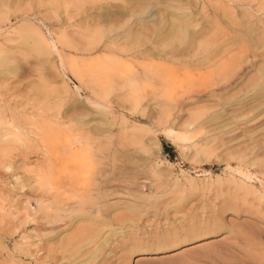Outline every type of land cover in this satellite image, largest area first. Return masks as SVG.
Masks as SVG:
<instances>
[{"label":"rangeland","instance_id":"374dc122","mask_svg":"<svg viewBox=\"0 0 264 264\" xmlns=\"http://www.w3.org/2000/svg\"><path fill=\"white\" fill-rule=\"evenodd\" d=\"M0 137V264L264 258V0H0Z\"/></svg>","mask_w":264,"mask_h":264},{"label":"bare ground","instance_id":"6f19581e","mask_svg":"<svg viewBox=\"0 0 264 264\" xmlns=\"http://www.w3.org/2000/svg\"><path fill=\"white\" fill-rule=\"evenodd\" d=\"M230 86V85H229ZM65 92V91H64ZM99 107V106H98ZM107 107V106H106ZM104 108H105V106H104ZM108 108V107H107ZM102 112V114H104V115H106V116H108V112H103V111H101ZM168 119V118H167ZM168 120H170V119H168ZM173 120V119H172ZM171 122V121H170ZM173 123V122H172ZM171 123V124H172ZM174 124V123H173ZM3 128V127H2ZM71 129V128H70ZM80 129V128H79ZM95 129V128H94ZM78 130V129H77ZM111 130V129H110ZM67 131V130H66ZM90 131V130H89ZM94 131V130H93ZM98 131V130H97ZM70 131H68V133H69ZM96 132V131H95ZM94 132V133H95ZM105 132H106V130H105ZM71 133V132H70ZM99 133V132H98ZM98 133H97V135H98ZM108 133V132H107ZM106 133V134H107ZM92 134V133H91ZM96 134V133H95ZM109 134V133H108ZM11 135V134H10ZM17 135V134H16ZM24 135H26L25 133H24ZM85 135H87V134H85ZM27 136V135H26ZM95 136V135H94ZM100 136V135H99ZM19 137H22L21 135L19 136ZM104 137V136H103ZM1 138V137H0ZM109 138V137H108ZM70 139V138H69ZM81 139V143H86V145H87V150L88 151H91V152H93V150H92V141H91V138L88 136H86V137H84V135H82V137L80 138ZM97 139V138H96ZM110 139V138H109ZM79 140V139H78ZM111 140V139H110ZM3 140H0V145H2V146H5V142L3 141ZM25 142H27V141H25ZM37 142V141H36ZM27 144V143H26ZM36 145V144H35ZM97 146V145H96ZM26 148H28L27 146H26ZM36 148V147H35ZM70 148V147H69ZM68 149V148H67ZM120 149V148H119ZM72 150V149H71ZM100 151V150H99ZM120 151V150H119ZM69 152H71L70 150H69ZM101 152V151H100ZM66 153H67V151H66ZM94 153H96V152H94ZM99 153V152H98ZM98 153H96L97 155H98ZM100 154V153H99ZM104 154V153H103ZM103 154H101L102 156L101 157H103ZM93 155H95V154H93ZM91 156V155H90ZM95 157H97V156H95ZM100 156H99V158H101ZM113 157H115V156H113ZM104 158V157H103ZM107 158V157H106ZM102 159V158H101ZM110 159V158H109ZM109 159H107V160H109ZM104 160H105V158H104ZM104 160L102 159V162H104ZM114 160V159H113ZM96 161V160H95ZM99 161H100V159H99ZM111 161H112V159H111ZM98 162V161H97ZM109 162H110V160H109ZM115 162V161H114ZM93 163V170H94V175L96 174V173H106V169H104V167L103 166H100V164L101 163H97V164H94V162H92ZM108 163V162H107ZM97 165V166H96ZM105 165H107V164H105ZM110 168H111V166H110ZM113 168H114V166H113ZM122 169H124V167L122 168ZM67 171H70V170H66V173H65V176L64 175H62L61 174V176H64L63 178H64V180H63V178L61 179V178H58V176H53L54 174H51V173H49V174H51V175H49L48 173V177H46L45 178V176H44V178H45V183L47 184V186H48V188L50 187V189H52V186L53 187H55L56 185H58L59 183V185L58 186H60L62 183L63 184H65L66 183V185H67V187H66V189H68V190H66V191H69V192H67L68 194H70V192H71V190L70 189H73V187L74 186H76L77 184H76V176L75 175H72L73 173H70V172H67ZM111 170H109V172H110ZM121 173L122 172H124V171H120ZM119 172V173H120ZM112 173H113V171H112ZM118 173V172H117ZM127 173V172H126ZM109 175L111 174V173H108ZM107 174V175H108ZM115 174V173H114ZM38 175V174H37ZM100 176H101V174H99ZM106 175V176H107ZM121 175V174H120ZM47 176V175H46ZM61 176H59V177H61ZM98 176V175H97ZM115 176V175H114ZM117 176V175H116ZM38 177H39V175H38ZM78 177V176H77ZM111 177V176H110ZM98 178V177H97ZM105 178V177H104ZM103 178V179H104ZM108 178V177H107ZM106 178V179H107ZM99 179H100V177H99ZM102 179V178H101ZM106 179H104V180H106ZM112 179V178H111ZM249 179V178H248ZM115 180V179H114ZM109 181V180H108ZM113 181V180H112ZM251 181V180H250ZM1 182V181H0ZM103 182V181H102ZM9 185V184H8ZM66 185H64V186H66ZM4 186V185H3ZM93 186V185H92ZM95 186V185H94ZM97 186V185H96ZM114 186V185H113ZM63 186H61V190L63 191V188H62ZM78 187V186H77ZM65 188V187H64ZM75 188V187H74ZM93 188V187H92ZM95 188H97V187H95ZM108 188L109 187H107V186H103V185H100V186H98V188H97V191H98V194H97V197L96 198H92V196H91V193H90V190L89 191H87V189H86V192H83L82 194H79V196L80 195H82L83 196V198H85V200L87 199L88 200V203H86V205L88 204L89 205V209H86V208H82V209H85V211L86 210H88L87 212L88 213H90V214H93V215H97L98 217L99 216H101L102 214H104V212L105 213H107L106 211L109 209L108 208V206H103V202H105L106 200H107V198L108 197H111V196H109L108 195V192H107V190H108ZM79 189V188H78ZM78 189H76V191L78 190ZM49 190V189H48ZM57 190H59V188L57 189ZM83 191V189H79L78 191ZM85 190V189H84ZM50 191V190H49ZM56 191V190H55ZM77 191V192H78ZM52 192V191H51ZM64 192H65V190H64ZM96 192V191H95ZM55 193V192H54ZM57 193H58V191H57ZM56 193V194H57ZM59 193H62V192H59ZM79 193H81V192H79ZM97 193V192H96ZM95 193V194H96ZM51 193H49V196L50 197H52L51 195H50ZM56 196V195H55ZM54 196V197H55ZM61 196V195H60ZM60 196H58V197H60ZM77 196H78V194H77ZM79 196L77 197L78 199H79ZM81 196V197H82ZM48 197V196H47ZM57 197V198H58ZM57 198H53V199H57ZM61 198V197H60ZM59 198V199H60ZM62 198H63V196H62ZM59 199H57V201L59 200ZM68 199H71L70 197L68 198ZM67 199V201L70 203V200H68ZM76 200V201H79V200ZM82 199V198H81ZM48 200V199H47ZM61 200V199H60ZM84 200V201H85ZM56 201V202H57ZM61 201H64V200H61ZM61 201H60V203H61ZM75 201V202H76ZM81 201V200H80ZM82 201H83V199H82ZM82 201H81V203H82ZM53 202V201H52ZM54 202H55V200H54ZM66 202V201H65ZM108 202L109 201H107L106 203H107V205H108ZM230 202V201H229ZM62 203H64V202H62ZM68 203V204H69ZM76 203H78V202H76ZM85 203V202H84ZM153 203V202H152ZM2 204V203H1ZM154 204H156V203H154ZM158 204V203H157ZM164 204V203H163ZM231 204V203H230ZM237 204V203H236ZM241 204V203H240ZM50 205V204H49ZM59 204H57V206H58ZM65 205V204H64ZM64 205H61V206H64ZM67 205V204H66ZM80 205V204H79ZM83 205V204H82ZM85 205V204H84ZM150 205V204H149ZM152 205V204H151ZM160 205V204H159ZM168 205H170V204H168ZM60 206V205H59ZM70 206V205H69ZM81 206V205H80ZM80 206H79V209H80ZM154 206V205H153ZM158 206V205H157ZM163 206V205H162ZM233 206V205H232ZM231 206V207H232ZM237 206V205H236ZM52 207H54V206H52ZM78 207V206H77ZM166 207H168V206H166ZM176 207V206H175ZM178 207V206H177ZM241 207V206H240ZM59 208V207H58ZM74 208V207H73ZM143 208V207H142ZM155 208H157L156 206H155ZM155 208H154V210H155ZM52 209V208H51ZM55 209H56V207H55ZM62 209V208H61ZM71 210H72V208H70ZM76 209H78V208H76ZM81 209V210H82ZM139 209V208H138ZM149 209V208H148ZM235 209H236V207H235ZM234 209V210H235ZM240 209V208H239ZM53 210V209H52ZM67 210V209H66ZM68 210H69V208H68ZM157 210V209H156ZM1 212H0V218L3 220V223L4 222H7V220H9L10 218H12V216L13 215H11L12 214V212H11V214L9 213V214H7V210L5 211V209L4 208H2L1 210H0ZM48 212H49V210H47ZM51 211V210H50ZM60 211H62V210H60ZM65 211V210H64ZM63 211V212H64ZM74 211H75V208H74ZM79 211V210H78ZM136 211H137V209H136ZM145 211V210H144ZM149 211V210H148ZM161 211V210H160ZM47 212V213H48ZM53 212V211H52ZM52 212H50V213H52ZM54 212L56 213V210H54ZM153 212V211H152ZM156 212V211H155ZM167 212V211H166ZM222 212V211H221ZM50 213H49V216H51L50 215ZM76 213V212H75ZM80 213V212H79ZM134 213V212H133ZM140 213L142 214V212L140 211ZM149 213V212H148ZM156 213H158V212H156ZM164 213V212H163ZM57 214H58V212H57ZM59 214H62V213H60L59 212ZM67 214V213H66ZM147 214V213H146ZM159 214H160V212H159ZM71 215V214H70ZM69 215V216H70ZM79 215H81V214H79ZM79 215H77V216H79ZM105 215V214H104ZM135 215V214H134ZM148 215V214H147ZM158 215V214H157ZM18 216V215H17ZM27 216V215H26ZM48 216V217H49ZM53 216V215H52ZM57 216V215H56ZM59 216V215H58ZM72 216H73V214H72ZM86 216V215H85ZM130 216H132V214L130 215ZM136 216H138V215H136ZM149 216V215H148ZM147 216V217H148ZM156 216V215H155ZM46 217V216H45ZM67 217V216H66ZM66 217H64V218H66ZM76 217V216H75ZM81 217V216H80ZM134 217V216H133ZM142 217H145V216H142ZM16 218V217H15ZM19 218V217H18ZM27 218V217H26ZM52 218V217H51ZM50 218V219H51ZM54 218H55V216H54ZM57 218L58 217H56V220H57ZM62 218V217H61ZM73 218V217H72ZM83 218V217H82ZM97 218V217H96ZM138 218H140V217H138ZM53 219V218H52ZM51 219V220H52ZM60 219V218H59ZM89 219V218H88ZM141 219V218H140ZM143 219V218H142ZM47 220H49V219H47ZM50 220V221H51ZM102 220V219H101ZM104 220V219H103ZM106 220V219H105ZM27 221V220H26ZM50 221H48V222H50ZM60 221V220H59ZM74 221V220H73ZM95 221H97V220H95ZM100 221V220H99ZM122 221V220H121ZM131 221V220H130ZM134 221V219L132 220V222ZM54 222V221H53ZM53 222H50V223H53ZM70 222H72V221H70ZM131 222V223H132ZM135 222H136V220H135ZM16 223V222H15ZM58 223V222H57ZM56 223V224H57ZM100 223H101V221H100ZM54 224V223H53ZM55 224V225H56ZM65 224V223H64ZM68 224V223H67ZM94 224H96V223H94ZM99 224V223H98ZM103 224V223H102ZM105 224H106V222H105ZM136 224V223H135ZM61 226V225H60ZM63 226V225H62ZM61 226V227H62ZM98 226V225H97ZM99 226H100V224H99ZM214 226V225H213ZM53 227V226H52ZM56 227H57V225H56ZM91 227H93V226H91ZM95 227H96V225H95ZM9 228V227H8ZM14 228V227H13ZM67 228H65V230H66ZM60 230V229H59ZM64 230V231H65ZM84 230V229H83ZM91 230V229H90ZM79 231H81L80 229H79ZM94 231V230H93ZM96 231V230H95ZM215 231V230H214ZM56 232V231H55ZM63 231H61V233H62ZM83 232V231H82ZM88 232V231H87ZM86 232V233H87ZM100 232H101V230H100ZM205 232H207V228L206 229H202V230H200V231H197V234H203V233H205ZM213 232V231H212ZM58 233V232H57ZM80 233V232H79ZM93 233V232H92ZM97 233V232H96ZM102 233V232H101ZM101 233H100V235H101ZM52 234V233H51ZM99 234V233H98ZM196 234V235H197ZM209 234V233H208ZM185 235V234H184ZM78 236H79V234H78ZM85 236V235H84ZM86 236H88V235H86ZM75 237V236H74ZM80 237V236H79ZM89 237V236H88ZM96 237V236H95ZM203 237V236H202ZM110 238V237H109ZM83 239V238H82ZM179 239V238H178ZM247 239V238H246ZM88 240V239H87ZM176 240V239H175ZM71 241V240H70ZM84 241V240H83ZM97 242V241H96ZM106 242V241H105ZM251 242V241H250ZM254 242V241H253ZM63 243V242H62ZM78 243V242H77ZM248 243V242H247ZM68 244V243H67ZM73 244V243H72ZM108 244V243H107ZM172 244V243H171ZM253 244V243H252ZM252 244L250 243L249 244V246H252ZM69 245V244H68ZM74 245H76V244H74ZM105 245V244H104ZM255 245V244H254ZM59 246V245H58ZM65 246V245H64ZM73 246V245H72ZM84 246V245H83ZM83 246H82V248H83ZM77 247V246H76ZM85 247V246H84ZM100 247V246H99ZM253 247V246H252ZM51 248V247H50ZM66 248H69L68 246L66 247ZM65 248V249H66ZM78 248V247H77ZM81 248V247H80ZM81 248V249H82ZM101 248V247H100ZM53 249V248H52ZM58 249V248H57ZM61 249V248H60ZM64 249V250H65ZM62 250V249H61ZM67 250V249H66ZM103 250V249H102ZM29 251V250H28ZM50 251V250H49ZM52 251V250H51ZM58 251H60V250H58ZM76 251V250H75ZM80 251V250H79ZM82 251V250H81ZM244 251V258H238V257H232V263L231 264H264V258L263 257H258V256H256V255H254V254H251V253H248L249 252V250H247V251H245V250H243ZM62 252V251H61ZM93 252V251H92ZM96 252V251H95ZM56 253V252H55ZM54 253V254H55ZM101 253V252H100ZM68 254V253H67ZM91 254V253H90ZM65 255V254H64ZM97 255V254H96ZM51 256V255H50ZM59 256V255H58ZM66 256V255H65ZM75 256V255H74ZM80 256V255H79ZM94 256V255H93ZM99 256V255H98ZM53 257V256H52ZM56 257V256H55ZM83 257V256H82ZM91 257V256H90ZM50 258V257H49ZM64 258V257H63ZM62 258V259H63ZM67 258V257H66ZM78 258V257H77ZM51 259H53V258H51ZM57 259V258H56ZM72 259V258H71ZM213 259H214V263L215 264H222V262L220 261V260H218L217 259V257H214L213 256ZM76 260V259H75ZM89 260V259H88ZM51 261V260H50ZM49 261V262H50ZM54 261H55V259H54ZM58 261V260H57ZM77 261V260H76ZM52 262V261H51Z\"/></svg>","mask_w":264,"mask_h":264}]
</instances>
